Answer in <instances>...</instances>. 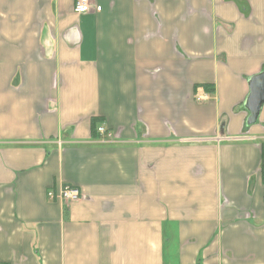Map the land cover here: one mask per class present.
<instances>
[{
    "label": "crops",
    "instance_id": "crops-1",
    "mask_svg": "<svg viewBox=\"0 0 264 264\" xmlns=\"http://www.w3.org/2000/svg\"><path fill=\"white\" fill-rule=\"evenodd\" d=\"M91 1L0 0V264H264V0Z\"/></svg>",
    "mask_w": 264,
    "mask_h": 264
},
{
    "label": "built area",
    "instance_id": "built-area-1",
    "mask_svg": "<svg viewBox=\"0 0 264 264\" xmlns=\"http://www.w3.org/2000/svg\"><path fill=\"white\" fill-rule=\"evenodd\" d=\"M93 10V4L91 0H74V11L76 14H86ZM97 10H101L100 7L97 8ZM196 100L198 102H205L209 100V95L207 94H201L199 96H196ZM97 132L101 135H105L107 138H112L113 134L109 132L104 126H100L97 129ZM48 198L51 200L58 199L64 202H77L80 201L83 198V194L77 187L71 186V185H65L62 186L61 189L56 192L49 191L48 192Z\"/></svg>",
    "mask_w": 264,
    "mask_h": 264
},
{
    "label": "water",
    "instance_id": "water-1",
    "mask_svg": "<svg viewBox=\"0 0 264 264\" xmlns=\"http://www.w3.org/2000/svg\"><path fill=\"white\" fill-rule=\"evenodd\" d=\"M264 105V71L253 76L249 81V94L245 102L248 112L247 125L257 123Z\"/></svg>",
    "mask_w": 264,
    "mask_h": 264
},
{
    "label": "trees",
    "instance_id": "trees-1",
    "mask_svg": "<svg viewBox=\"0 0 264 264\" xmlns=\"http://www.w3.org/2000/svg\"><path fill=\"white\" fill-rule=\"evenodd\" d=\"M242 107H243V105H242Z\"/></svg>",
    "mask_w": 264,
    "mask_h": 264
}]
</instances>
